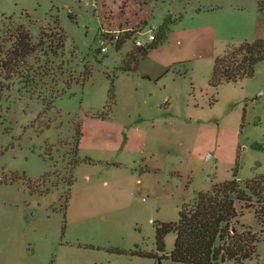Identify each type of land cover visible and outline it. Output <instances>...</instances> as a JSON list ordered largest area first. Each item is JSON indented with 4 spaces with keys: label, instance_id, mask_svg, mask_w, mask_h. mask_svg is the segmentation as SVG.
Segmentation results:
<instances>
[{
    "label": "rangeland",
    "instance_id": "374dc122",
    "mask_svg": "<svg viewBox=\"0 0 264 264\" xmlns=\"http://www.w3.org/2000/svg\"><path fill=\"white\" fill-rule=\"evenodd\" d=\"M165 15L172 24L155 48H135L131 31L120 49L99 50L102 30L154 29ZM21 25L40 47L27 82L0 68L10 88L0 181L14 180L0 182V231L28 233L24 249L45 264H179L134 252L156 253V224L176 222L183 203L235 169L241 180L264 175V60L252 77L209 84L228 45L264 38V0H0V62ZM239 221L261 231L252 210ZM174 240L166 235L159 257ZM245 264H264V232Z\"/></svg>",
    "mask_w": 264,
    "mask_h": 264
},
{
    "label": "trees",
    "instance_id": "16d2710c",
    "mask_svg": "<svg viewBox=\"0 0 264 264\" xmlns=\"http://www.w3.org/2000/svg\"><path fill=\"white\" fill-rule=\"evenodd\" d=\"M171 24V20L166 17L160 27L156 29L155 41L146 47L153 49L161 44L166 39ZM13 37L10 40V47L5 52V58L0 62V68L4 72L2 75L8 82L21 75V82H27V61L37 52L40 44L32 42L30 32L22 25L17 27ZM42 37L43 33L40 36V43L43 40ZM127 39L129 38L126 37ZM126 40L120 41L116 48L120 49ZM136 57L137 54H128L124 61L127 66L120 69L124 72L130 71L131 63ZM263 60L264 38L244 41L239 45L230 44L223 55L215 58L209 84L217 86L224 82H235L252 77L256 64ZM90 75L91 71L85 69L82 81L89 79ZM0 77H2L1 74ZM8 89L10 88L0 85V100L3 93L9 91ZM110 99L111 101L113 99V86ZM110 105L106 106L108 110H110ZM3 120L0 111V122ZM81 136V126L77 124L74 136V158L70 163L71 169L81 161L77 155ZM49 176V173L45 174L37 183L44 184ZM0 182L13 183L14 180H1ZM72 184L73 178L70 174L66 181L68 194L65 207L69 200V188ZM245 210L254 212L261 227L260 232L240 223L239 217ZM171 232L175 235L173 249L170 253L159 257V253L162 254L165 250L164 239ZM263 232L264 175L241 180L237 178L235 169L230 180L214 183L209 190L198 192L191 202L183 203L176 222L156 224V253L136 251L134 254L158 261L167 258L179 264H245L255 258L256 247Z\"/></svg>",
    "mask_w": 264,
    "mask_h": 264
},
{
    "label": "crops",
    "instance_id": "0c3cea01",
    "mask_svg": "<svg viewBox=\"0 0 264 264\" xmlns=\"http://www.w3.org/2000/svg\"><path fill=\"white\" fill-rule=\"evenodd\" d=\"M165 16L167 17V15ZM165 16L161 17L159 23L154 26L155 29L160 27L166 18ZM4 207H6V203H4ZM0 232V264H45V259L40 253L35 252L33 246L30 250H28L29 247L27 251L24 249L31 238L28 233L8 230H1Z\"/></svg>",
    "mask_w": 264,
    "mask_h": 264
},
{
    "label": "built area",
    "instance_id": "2783aa9c",
    "mask_svg": "<svg viewBox=\"0 0 264 264\" xmlns=\"http://www.w3.org/2000/svg\"><path fill=\"white\" fill-rule=\"evenodd\" d=\"M131 31L134 32L132 38L133 46L135 48H142L152 44L155 41L157 34V30L155 28H148L144 30L140 26L136 27L135 29L126 27L115 31L102 30L98 35L99 50L101 51V53H106L109 46H116ZM140 35H144L143 40L138 38Z\"/></svg>",
    "mask_w": 264,
    "mask_h": 264
}]
</instances>
